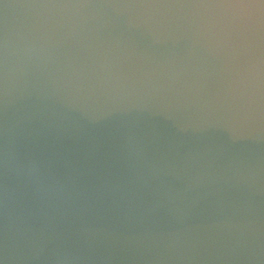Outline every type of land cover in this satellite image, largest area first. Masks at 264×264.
Here are the masks:
<instances>
[{
	"label": "water",
	"instance_id": "95a60500",
	"mask_svg": "<svg viewBox=\"0 0 264 264\" xmlns=\"http://www.w3.org/2000/svg\"><path fill=\"white\" fill-rule=\"evenodd\" d=\"M0 264H264V0H0Z\"/></svg>",
	"mask_w": 264,
	"mask_h": 264
}]
</instances>
